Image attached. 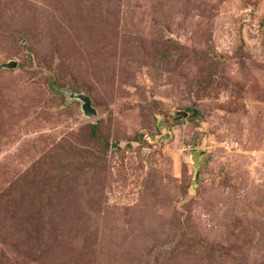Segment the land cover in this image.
I'll return each mask as SVG.
<instances>
[{
	"label": "rangeland",
	"instance_id": "1",
	"mask_svg": "<svg viewBox=\"0 0 264 264\" xmlns=\"http://www.w3.org/2000/svg\"><path fill=\"white\" fill-rule=\"evenodd\" d=\"M0 264H264V0H0Z\"/></svg>",
	"mask_w": 264,
	"mask_h": 264
},
{
	"label": "water",
	"instance_id": "2",
	"mask_svg": "<svg viewBox=\"0 0 264 264\" xmlns=\"http://www.w3.org/2000/svg\"><path fill=\"white\" fill-rule=\"evenodd\" d=\"M16 64L17 63L15 60H10L8 62L3 63L2 66L13 67V66H16ZM70 95H71V97H77L83 101L82 109H83L85 114L90 115V116H94L96 114L95 109L91 105V100L86 94L75 93L74 91H70Z\"/></svg>",
	"mask_w": 264,
	"mask_h": 264
},
{
	"label": "trees",
	"instance_id": "3",
	"mask_svg": "<svg viewBox=\"0 0 264 264\" xmlns=\"http://www.w3.org/2000/svg\"><path fill=\"white\" fill-rule=\"evenodd\" d=\"M196 112V110H194Z\"/></svg>",
	"mask_w": 264,
	"mask_h": 264
}]
</instances>
